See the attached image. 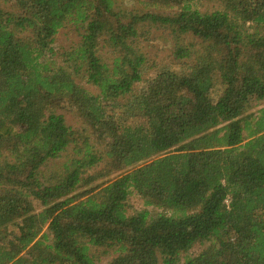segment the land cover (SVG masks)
Here are the masks:
<instances>
[{"label":"trees","instance_id":"obj_1","mask_svg":"<svg viewBox=\"0 0 264 264\" xmlns=\"http://www.w3.org/2000/svg\"><path fill=\"white\" fill-rule=\"evenodd\" d=\"M4 1L0 264H264V0Z\"/></svg>","mask_w":264,"mask_h":264},{"label":"rangeland","instance_id":"obj_2","mask_svg":"<svg viewBox=\"0 0 264 264\" xmlns=\"http://www.w3.org/2000/svg\"><path fill=\"white\" fill-rule=\"evenodd\" d=\"M122 6H124L125 8H130V5L127 2H124ZM206 7L209 10L212 7V4L208 3L206 4ZM0 9L5 12H13V13L16 12V9L14 8V6L10 1L5 2L4 0H0ZM79 42H80L79 35L76 34L74 28L71 25L67 24L63 28H61L57 33V35L55 36L53 47L57 54H61L65 50H68L71 47L76 46L77 44H79ZM146 42L148 43L146 48L150 52V57L156 58L157 62L163 60L164 62L173 63V58L171 57L172 46L166 34H155L154 37L150 38L149 41L147 40ZM175 63L178 65L177 61ZM146 79L147 76L145 80L138 85L135 91H139L145 87ZM90 90L93 91V89ZM263 106H264V101H261L256 106H254V108L250 112L254 113ZM62 113L66 122L69 125L73 126L74 128L78 127V120L76 117L73 116V114L66 111ZM58 162L60 163L61 160H59ZM100 168L101 166L98 167L97 170ZM116 175L117 174L111 176L110 179L115 177ZM143 208L144 207L142 205V202L140 201L138 196L132 193L127 201L128 214H133L134 212L140 211ZM202 248L203 247L199 245L194 246L188 252V256L197 255ZM105 251H106L105 249L101 248L96 250V252H94L98 264H107V262H109L114 257L110 251L108 253H106ZM184 258H186V256L182 255L181 260H184Z\"/></svg>","mask_w":264,"mask_h":264}]
</instances>
